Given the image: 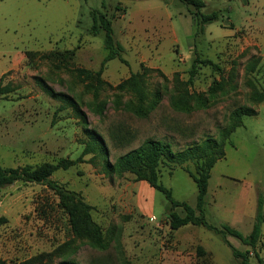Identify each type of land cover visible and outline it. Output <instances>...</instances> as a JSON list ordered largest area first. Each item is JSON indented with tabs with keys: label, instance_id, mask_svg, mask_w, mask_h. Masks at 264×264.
Instances as JSON below:
<instances>
[{
	"label": "rangeland",
	"instance_id": "374dc122",
	"mask_svg": "<svg viewBox=\"0 0 264 264\" xmlns=\"http://www.w3.org/2000/svg\"><path fill=\"white\" fill-rule=\"evenodd\" d=\"M204 1L201 10L218 11L219 18L195 36L193 7L180 0H0V70L14 51H35L27 56L24 50L19 67L0 81L12 89L0 95V165L74 159L90 140L86 129L100 136L105 147V153L96 146L82 162L50 176L93 207L91 217L101 227L105 248L71 236L67 216L46 185L16 181L0 189L1 258L18 264L51 252L43 263L239 264L213 231L193 224L171 230L164 195L134 174L115 173L108 166L147 138L169 142L173 150L207 137L219 140L230 112L252 106L256 114L243 116L226 140L224 156L210 170L203 209L208 223L229 224L243 235L251 231L258 195L264 212V99H252L255 92L264 93V0ZM92 10L110 19L127 61L106 62L105 84L96 99L74 71L97 70L107 52L103 30L89 31ZM51 51L62 55H42ZM196 55L212 64L198 63L187 84ZM131 72L142 73L147 99L156 102L144 117L129 110L134 95L117 88ZM214 85L222 90L205 107L184 112L171 103L186 89L207 97ZM59 94L77 103L84 121ZM94 102L103 104L101 114L92 110ZM184 167L195 171L194 161H163L158 180L175 199L194 207L197 188ZM261 231L264 240V222ZM227 239L240 250L247 248L234 237ZM260 255L264 258V250ZM249 259L257 264L252 254Z\"/></svg>",
	"mask_w": 264,
	"mask_h": 264
},
{
	"label": "trees",
	"instance_id": "16d2710c",
	"mask_svg": "<svg viewBox=\"0 0 264 264\" xmlns=\"http://www.w3.org/2000/svg\"><path fill=\"white\" fill-rule=\"evenodd\" d=\"M188 6L193 7L190 11V16L195 22L194 35L198 36L203 33L206 24L211 23L219 18L218 11L203 12L201 9L205 7L204 0H180ZM104 6V2H102ZM118 9V7H115ZM98 10H92V24L90 33L96 35L100 29L104 32V48L107 50L105 56L101 60L97 70L76 67L74 71L76 75L83 81H86L87 87L92 90L94 99L97 98L98 90L105 82L101 77V73L106 62L113 58H118L122 63L127 61L122 57L123 45L116 41L113 37L111 21L105 14L99 13ZM73 51L71 55H73ZM27 56L35 54V51H27ZM46 57L61 56L60 51H51L42 54ZM41 55V56H42ZM210 63L209 59H200L197 55L194 56L191 67L188 71L187 84L192 83V79L196 74L197 64ZM1 81V79H0ZM117 88L130 91L135 102L129 106V110L137 117H144L154 107L155 100L147 99V91L144 84L143 75L140 72H131L128 77L117 84ZM222 90L220 85L211 86L208 90V96L202 94L189 93L186 89L183 93L173 95L171 98L172 105L179 110L189 112L193 107L202 108L206 106L207 101L215 96L217 90ZM12 89L7 85L2 86L0 82V95L6 94ZM50 91V90H49ZM51 92V91H50ZM52 93V92H51ZM53 94V93H52ZM157 98V93L154 94ZM63 99L69 101L72 108L84 121V115L80 111L77 103L70 97L59 94ZM264 98V93L255 92L252 99L257 103ZM92 110L98 114L103 111V104L94 102ZM256 109L252 106L241 105L235 107L229 114L228 123L226 126L219 129V140L207 137L200 143H195L182 150H173L170 143L154 138L145 139L139 146L119 155L114 163L108 164L109 170L115 173L130 172L134 174V179L144 180L151 187L161 192L169 201L170 209L166 213V223L171 230H176L186 224L202 226L213 231L220 236L221 240L230 247L231 253L236 258L239 264H252L250 262V254L253 255L257 264H264V258L260 255V251L264 250V240L261 231V224L264 222L263 198L257 196L256 211L251 231L247 235H243L240 231L226 223H221L219 227L208 223L204 216L203 202L207 191L208 179L210 170L217 159L224 156L223 147L230 134L239 126L242 125L244 115H255ZM90 140L84 146L80 155L74 159L62 157L55 162L44 161L38 164H24L16 166L0 165V189L10 185L16 181L33 182L46 185L57 196V205L67 216L69 232L73 238H83L86 242L95 249H104L105 240L101 227L91 217L90 204L85 202L79 192L66 188L56 180L50 178L51 174L58 169H67L70 166L83 161V155L94 150L96 146L101 148L102 153H105V147L102 139L92 131H88ZM163 161L175 162L182 164L186 161H194L195 171L192 172L187 168H183L188 175L194 180L197 188L195 206L192 207L185 201H180L172 196L171 190L159 182V165ZM180 207L183 214H178L174 209ZM231 236L239 240L246 249L240 250L233 246L227 239ZM197 252L203 253L200 246L197 247ZM50 253H39L31 259L20 261L18 264H45L43 258L51 259ZM0 264H10L5 259L0 257ZM62 264H74V261H63Z\"/></svg>",
	"mask_w": 264,
	"mask_h": 264
},
{
	"label": "crops",
	"instance_id": "0c3cea01",
	"mask_svg": "<svg viewBox=\"0 0 264 264\" xmlns=\"http://www.w3.org/2000/svg\"><path fill=\"white\" fill-rule=\"evenodd\" d=\"M24 50L25 51H30V50H26V49H24ZM24 50H19V51L16 50V51H14L11 54L8 65L5 66V68H3L2 70H0V79L2 78V76L4 75V73H6L7 71L14 70V69H17L19 67L20 60L23 58L22 57V54L24 53ZM174 210L176 211V209H174ZM178 214H180V213H178ZM180 215H182V214H180Z\"/></svg>",
	"mask_w": 264,
	"mask_h": 264
}]
</instances>
